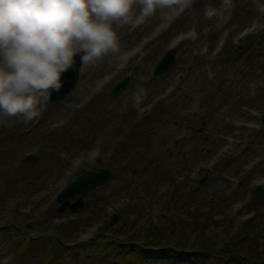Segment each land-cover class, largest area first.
Wrapping results in <instances>:
<instances>
[{"label": "rangeland", "instance_id": "obj_1", "mask_svg": "<svg viewBox=\"0 0 264 264\" xmlns=\"http://www.w3.org/2000/svg\"><path fill=\"white\" fill-rule=\"evenodd\" d=\"M260 2L264 0H232L226 8L223 0H194L123 71L116 68L119 56L137 50L162 16L169 20L173 14L164 9L137 29L118 27L120 54L83 64L67 99L43 105L48 112L41 126L18 134L29 122L0 117V192L15 203L10 207L0 199V264H65L63 258L71 264H264V197L255 199L256 186L264 190ZM209 5L221 14L206 18ZM230 11L224 27L228 37L221 45L216 40L219 22ZM190 28L194 35L187 38ZM179 34L175 63L163 75L151 76ZM203 35H209L207 56L201 53ZM241 36L246 46L239 50L236 41ZM138 59L144 62L135 69ZM178 74L183 79L172 86ZM125 76L131 78L129 89L111 95V87ZM248 80L256 94L244 103ZM242 106L251 113H243ZM60 121L65 124L56 127ZM237 123L248 127L237 128ZM123 135L124 141L119 138ZM227 136L233 137L232 149L220 155ZM32 147L39 151V162H18ZM91 147L99 153L96 149L88 154ZM73 162L77 168L69 184L99 168L110 170L111 177L88 192L82 208L74 212L57 213L59 204L45 208L55 192L30 202L53 165ZM61 188L58 183L56 191ZM30 204L25 212L23 207ZM96 256L101 260L96 262Z\"/></svg>", "mask_w": 264, "mask_h": 264}, {"label": "clouds", "instance_id": "obj_2", "mask_svg": "<svg viewBox=\"0 0 264 264\" xmlns=\"http://www.w3.org/2000/svg\"><path fill=\"white\" fill-rule=\"evenodd\" d=\"M193 0H0V116L22 117L25 123L40 114L61 75L81 55L95 64L119 55L118 27L143 25L156 11L177 14ZM232 0H223L230 7ZM264 13V2L257 5ZM221 10L205 7L208 19Z\"/></svg>", "mask_w": 264, "mask_h": 264}, {"label": "water", "instance_id": "obj_3", "mask_svg": "<svg viewBox=\"0 0 264 264\" xmlns=\"http://www.w3.org/2000/svg\"><path fill=\"white\" fill-rule=\"evenodd\" d=\"M80 57L81 55L76 56L74 58L75 61L74 65L61 75L62 86L58 94H56L55 96L52 95L54 97L53 101L65 97V95L69 93L70 90L74 87L75 83L77 82V72L79 65L81 63ZM172 57H173V52H170L157 67L155 73L156 74L163 73L170 66ZM124 84L125 81L122 84L116 86L113 90V93H118L120 89L124 86ZM109 176H110V172L105 170H99L97 173H87L83 176H80L68 189H66L59 195L57 201L62 202L69 198L74 197L75 195H82L83 197H85L89 190H92L95 187L101 185ZM262 197H264V190L262 189L261 186H258L256 191V198L260 199ZM81 204L82 201L79 199L78 203L71 206V209L75 210L81 207ZM66 206L67 203H64L59 211L62 212L66 208Z\"/></svg>", "mask_w": 264, "mask_h": 264}, {"label": "trees", "instance_id": "obj_4", "mask_svg": "<svg viewBox=\"0 0 264 264\" xmlns=\"http://www.w3.org/2000/svg\"><path fill=\"white\" fill-rule=\"evenodd\" d=\"M156 236H152V240L156 242Z\"/></svg>", "mask_w": 264, "mask_h": 264}, {"label": "bare ground", "instance_id": "obj_5", "mask_svg": "<svg viewBox=\"0 0 264 264\" xmlns=\"http://www.w3.org/2000/svg\"><path fill=\"white\" fill-rule=\"evenodd\" d=\"M227 153H225V155H226Z\"/></svg>", "mask_w": 264, "mask_h": 264}]
</instances>
